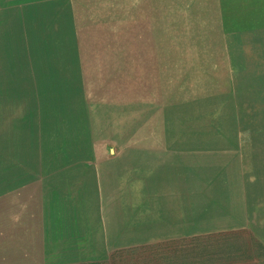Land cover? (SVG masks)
Wrapping results in <instances>:
<instances>
[{"label":"rangeland","instance_id":"374dc122","mask_svg":"<svg viewBox=\"0 0 264 264\" xmlns=\"http://www.w3.org/2000/svg\"><path fill=\"white\" fill-rule=\"evenodd\" d=\"M50 165L111 214L75 264H264V0H0V229Z\"/></svg>","mask_w":264,"mask_h":264},{"label":"crops","instance_id":"0c3cea01","mask_svg":"<svg viewBox=\"0 0 264 264\" xmlns=\"http://www.w3.org/2000/svg\"><path fill=\"white\" fill-rule=\"evenodd\" d=\"M96 168L42 166L25 182L28 188L9 187V196L28 201L15 205L12 222L0 229V264H75L109 253L111 214L88 198L102 196Z\"/></svg>","mask_w":264,"mask_h":264}]
</instances>
